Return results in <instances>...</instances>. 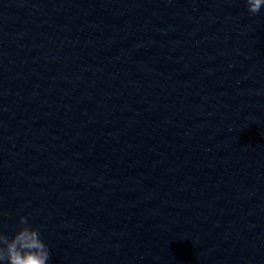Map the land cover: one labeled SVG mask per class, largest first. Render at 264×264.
Returning <instances> with one entry per match:
<instances>
[{"label":"water","instance_id":"obj_1","mask_svg":"<svg viewBox=\"0 0 264 264\" xmlns=\"http://www.w3.org/2000/svg\"><path fill=\"white\" fill-rule=\"evenodd\" d=\"M48 264H264V8L0 0V230Z\"/></svg>","mask_w":264,"mask_h":264},{"label":"clouds","instance_id":"obj_2","mask_svg":"<svg viewBox=\"0 0 264 264\" xmlns=\"http://www.w3.org/2000/svg\"><path fill=\"white\" fill-rule=\"evenodd\" d=\"M248 12L260 13L264 0H246ZM20 226L12 236L0 230V264H48L50 249L41 238L40 230L30 226L20 215Z\"/></svg>","mask_w":264,"mask_h":264}]
</instances>
